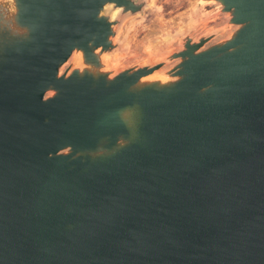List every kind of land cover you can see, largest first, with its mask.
I'll list each match as a JSON object with an SVG mask.
<instances>
[{
  "label": "water",
  "instance_id": "water-1",
  "mask_svg": "<svg viewBox=\"0 0 264 264\" xmlns=\"http://www.w3.org/2000/svg\"><path fill=\"white\" fill-rule=\"evenodd\" d=\"M198 1L118 68L148 0H0V264H264V0Z\"/></svg>",
  "mask_w": 264,
  "mask_h": 264
},
{
  "label": "rangeland",
  "instance_id": "rangeland-1",
  "mask_svg": "<svg viewBox=\"0 0 264 264\" xmlns=\"http://www.w3.org/2000/svg\"><path fill=\"white\" fill-rule=\"evenodd\" d=\"M220 9L219 4H199L198 0H148L143 12L124 21L117 36L123 48L116 49L109 60L126 68L163 58L180 49V37L190 31L196 37L221 31L212 42L218 41L235 29L226 27L228 17Z\"/></svg>",
  "mask_w": 264,
  "mask_h": 264
}]
</instances>
